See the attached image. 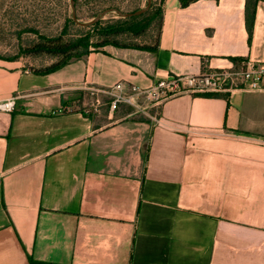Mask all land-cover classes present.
<instances>
[{
	"label": "crops",
	"instance_id": "obj_1",
	"mask_svg": "<svg viewBox=\"0 0 264 264\" xmlns=\"http://www.w3.org/2000/svg\"><path fill=\"white\" fill-rule=\"evenodd\" d=\"M232 57L264 67V0L251 43L246 0H165L155 50L107 45L47 74L0 59V100L16 99L0 110V264H264V73L146 113L98 90Z\"/></svg>",
	"mask_w": 264,
	"mask_h": 264
},
{
	"label": "rangeland",
	"instance_id": "obj_2",
	"mask_svg": "<svg viewBox=\"0 0 264 264\" xmlns=\"http://www.w3.org/2000/svg\"><path fill=\"white\" fill-rule=\"evenodd\" d=\"M155 1L161 3V0ZM113 4L120 5L123 12H131L145 7L147 0H79L76 14L80 16L78 19L81 22L91 21L95 18H92L94 13L112 8L110 5ZM70 17H73L70 0H0V59L15 58L29 69H43L58 62L62 59L60 55L34 54L24 50L34 46L39 41V35L57 37L65 27L66 34L63 37L66 41L76 39L88 31L94 32L88 25L68 22ZM118 17L119 14L113 11L104 18L115 21ZM31 29L37 30L38 34L26 31ZM155 38L156 30L152 29L135 41L148 44ZM105 104L110 109V99ZM122 108L128 112L135 109L130 105ZM140 114L141 118L146 117Z\"/></svg>",
	"mask_w": 264,
	"mask_h": 264
},
{
	"label": "trees",
	"instance_id": "obj_3",
	"mask_svg": "<svg viewBox=\"0 0 264 264\" xmlns=\"http://www.w3.org/2000/svg\"><path fill=\"white\" fill-rule=\"evenodd\" d=\"M195 1L197 0H179V3L182 7H187ZM259 1L260 0H246V27L249 33V43L252 42L253 38L256 9ZM78 2L79 0H75L76 12ZM164 6L165 0H161L160 4L155 0H152L150 9L141 14L129 17H122L119 15L115 21L103 18L92 25L87 26L88 28H91V30H94L95 33L93 31H88L76 39H71L69 41H66L63 37V35L66 34V27L63 29L61 35L57 37H45L43 35H39V41L34 46L25 49L24 51L34 54L46 53L50 55L62 56L61 60L52 65H48L43 69H32L35 73L47 74L61 68L72 60L80 59L85 55H88L92 51H100L107 45L141 50H155L159 46L161 37L164 20ZM110 7L122 11V7L118 4L110 5ZM97 14H99V12L94 13L92 18L96 17ZM77 18L80 19L78 14ZM68 22L74 24L76 23L73 17H70ZM152 29L156 30V38L154 41H150L148 44H142L135 41L140 36L145 35L146 32H151ZM26 31L38 34V31L34 29ZM232 59L236 62L237 68L240 66L239 63H242L244 60L243 58L236 57H232ZM6 60L17 61L15 58H9ZM195 95L228 98L230 92L202 91L195 93ZM31 264H33V261H31Z\"/></svg>",
	"mask_w": 264,
	"mask_h": 264
},
{
	"label": "built area",
	"instance_id": "obj_4",
	"mask_svg": "<svg viewBox=\"0 0 264 264\" xmlns=\"http://www.w3.org/2000/svg\"><path fill=\"white\" fill-rule=\"evenodd\" d=\"M264 67L248 68L224 67L199 75H170L161 77L149 87L118 82L107 89H98L109 96L110 109L116 110L120 105H130L136 110L146 113V105L159 104L185 90L193 94L202 91H229L238 89V81H246L251 89L259 88ZM97 102H100L97 100ZM15 97L0 100V110L12 111L15 108Z\"/></svg>",
	"mask_w": 264,
	"mask_h": 264
},
{
	"label": "water",
	"instance_id": "obj_5",
	"mask_svg": "<svg viewBox=\"0 0 264 264\" xmlns=\"http://www.w3.org/2000/svg\"><path fill=\"white\" fill-rule=\"evenodd\" d=\"M70 2H71V7L73 9V19H74V21L80 23L81 25H85V26L91 25V24L103 19L106 14H108L110 12H113V11L117 12L122 17H129V16L138 15V14H141L143 12H146L147 10L150 9V7L152 5V0H147V5L145 7H142L141 9H138V10H135V11H131V12H123V11L115 9V8H108V9H105L104 11H102L101 13H99L91 21L80 22L78 20V18H77V14H76L75 0H70Z\"/></svg>",
	"mask_w": 264,
	"mask_h": 264
}]
</instances>
